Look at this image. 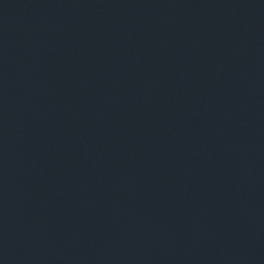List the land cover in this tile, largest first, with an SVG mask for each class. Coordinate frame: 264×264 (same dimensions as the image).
Returning <instances> with one entry per match:
<instances>
[{
	"label": "water",
	"instance_id": "obj_1",
	"mask_svg": "<svg viewBox=\"0 0 264 264\" xmlns=\"http://www.w3.org/2000/svg\"><path fill=\"white\" fill-rule=\"evenodd\" d=\"M122 0H0V175Z\"/></svg>",
	"mask_w": 264,
	"mask_h": 264
}]
</instances>
